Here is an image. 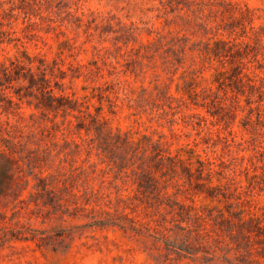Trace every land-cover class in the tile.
<instances>
[{"label":"rangeland","instance_id":"obj_1","mask_svg":"<svg viewBox=\"0 0 264 264\" xmlns=\"http://www.w3.org/2000/svg\"><path fill=\"white\" fill-rule=\"evenodd\" d=\"M0 264H264V0H0Z\"/></svg>","mask_w":264,"mask_h":264}]
</instances>
